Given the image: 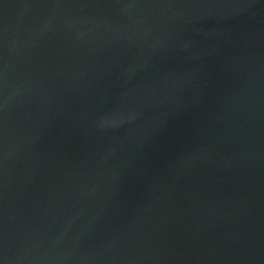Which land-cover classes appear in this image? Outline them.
<instances>
[{
	"label": "water",
	"instance_id": "1",
	"mask_svg": "<svg viewBox=\"0 0 264 264\" xmlns=\"http://www.w3.org/2000/svg\"><path fill=\"white\" fill-rule=\"evenodd\" d=\"M0 264H264V0H0Z\"/></svg>",
	"mask_w": 264,
	"mask_h": 264
}]
</instances>
